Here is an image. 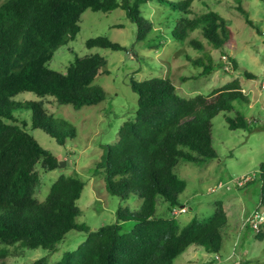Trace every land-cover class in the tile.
<instances>
[{"label":"trees","instance_id":"16d2710c","mask_svg":"<svg viewBox=\"0 0 264 264\" xmlns=\"http://www.w3.org/2000/svg\"><path fill=\"white\" fill-rule=\"evenodd\" d=\"M154 0H3L0 4V258L7 248L44 249L55 252L71 231L85 232L87 239L77 250L63 254L57 264H172L189 247L220 253L227 214L221 203L208 221L191 220L181 226L171 215L181 207L180 196L187 183L177 170L182 164L199 165L218 157L213 136V120L226 113L231 130L246 129L250 120L235 103L248 104L238 79L214 92L186 99L176 93L168 79L154 78L137 83L138 96L134 120L125 122L115 145L105 148L97 168L104 176L108 193L126 202L141 200L140 211L130 219L127 209L118 211L115 224L91 230L76 223L77 206L85 184L73 176L61 175L44 201L36 198L44 174L60 168V161L28 133L27 122H20L15 111L32 115V128L41 129L60 146L75 139V128L46 113L42 102H16L23 93L53 98L57 105L75 110L101 103L104 90L94 81L106 67L99 54L76 56L66 72L49 67L55 53L81 31V17L91 10L110 13L117 9L137 27L136 42L160 48L161 40L185 43L191 33L201 30L214 50L222 53L229 41L228 25L214 11L197 16V1L155 0L163 6L166 33L155 34V20L148 18L149 2ZM246 23L254 26L250 15L239 7ZM193 15V17H192ZM158 39V42H157ZM192 46L204 50L192 40ZM89 50H125L118 43L99 36L87 40ZM226 56V55H224ZM189 60H192L188 57ZM202 67L201 76L217 66L211 53L192 60ZM232 69L237 62L229 58ZM247 77L251 75L246 74ZM68 127V128H67ZM258 208L264 210V162L259 166ZM252 178L245 188L253 185ZM165 212L161 214V208ZM132 221L130 233H121L120 222ZM262 235L258 236L261 238ZM0 264H6L0 262ZM33 264H47V258Z\"/></svg>","mask_w":264,"mask_h":264},{"label":"rangeland","instance_id":"374dc122","mask_svg":"<svg viewBox=\"0 0 264 264\" xmlns=\"http://www.w3.org/2000/svg\"><path fill=\"white\" fill-rule=\"evenodd\" d=\"M149 5L146 16L155 20V34L168 32L163 15L166 9L155 0ZM239 7L249 13L254 26L246 23ZM192 9L197 16L211 10L225 19L229 41L224 53L214 50L204 39L201 30L191 33L185 43L162 39L160 48L150 49L136 42L137 27L122 9L110 13L88 10L83 14L81 31L76 39L55 53L49 67L66 72L76 56L101 55L106 67L101 69L94 85L104 90L105 100L75 110L71 105H57L53 98H39L33 93H23L14 99L22 103L42 102L46 113L57 120L58 126L66 127L62 122L64 120L76 131L75 139L60 146L43 130L32 128L30 111H15L20 122H27L28 133L60 163L64 162V167L47 174L41 169V185L36 198L44 201L61 175L73 176L85 184L77 203L81 212L76 220L78 225L94 230L115 224L118 211L125 209L128 212L124 218L130 219L140 211L141 200L131 198L124 202L108 193L97 164L105 148L118 142L122 125L136 116L138 96L132 90V80L141 83L154 78L168 79L179 96L191 99L197 95L210 97L238 79L249 102H237L235 106L251 121L249 127L231 130L225 120L226 113H220L213 120L218 157L199 165L184 163L177 170L178 177L187 183L180 202L188 211L175 219L181 226L193 219L208 221L215 214L217 204L221 203L228 210L222 249L214 254L192 246L172 264H264V223L259 231L247 225L251 214L264 213L263 209L258 208L261 187L259 166L264 162V0H204L195 2ZM99 36L120 44L125 50H89L87 40ZM192 40L201 43L204 50L192 46ZM208 53H211L217 66L211 74L201 76L203 68H196L192 60ZM229 58L238 64L235 71L230 66ZM245 176L255 178V183L248 188L239 187L238 183ZM165 211V207H162L161 214ZM120 226L121 233L126 235L132 230L134 222H120ZM260 235L261 238H258ZM86 239L85 232L71 231L55 252L9 247L0 262L33 264L46 257L47 264H57L64 253L77 250Z\"/></svg>","mask_w":264,"mask_h":264},{"label":"built area","instance_id":"2783aa9c","mask_svg":"<svg viewBox=\"0 0 264 264\" xmlns=\"http://www.w3.org/2000/svg\"><path fill=\"white\" fill-rule=\"evenodd\" d=\"M244 178V179H243ZM242 178V181L238 183L239 187L246 186L252 179V177L245 176ZM188 211L186 206L173 208L171 215L176 217L182 213H186ZM264 223V213H254L251 214L250 218L247 221V225L251 226L252 229L259 231L261 224Z\"/></svg>","mask_w":264,"mask_h":264},{"label":"water","instance_id":"95a60500","mask_svg":"<svg viewBox=\"0 0 264 264\" xmlns=\"http://www.w3.org/2000/svg\"><path fill=\"white\" fill-rule=\"evenodd\" d=\"M64 167V162L60 163V168Z\"/></svg>","mask_w":264,"mask_h":264},{"label":"crops","instance_id":"0c3cea01","mask_svg":"<svg viewBox=\"0 0 264 264\" xmlns=\"http://www.w3.org/2000/svg\"><path fill=\"white\" fill-rule=\"evenodd\" d=\"M225 211H226V214L228 215V210L224 207ZM228 217V216H227Z\"/></svg>","mask_w":264,"mask_h":264}]
</instances>
